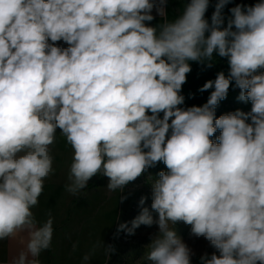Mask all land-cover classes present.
I'll return each mask as SVG.
<instances>
[{
  "label": "clouds",
  "instance_id": "9594fccd",
  "mask_svg": "<svg viewBox=\"0 0 264 264\" xmlns=\"http://www.w3.org/2000/svg\"><path fill=\"white\" fill-rule=\"evenodd\" d=\"M168 3L0 0V241L20 244L9 264H41L51 248L53 219L32 209L54 173L57 133L73 150V196L100 175L122 203L129 183L165 165L148 177L150 208L141 197L130 226L117 227L157 226L137 264H192L179 222L215 250L199 264H264V0L227 16L232 0H215L210 19V0H184L171 20ZM216 58L227 74L198 89L211 90L205 103L185 106L192 62ZM230 87L251 109L217 117ZM96 248L114 251L99 243L82 264Z\"/></svg>",
  "mask_w": 264,
  "mask_h": 264
},
{
  "label": "rangeland",
  "instance_id": "374dc122",
  "mask_svg": "<svg viewBox=\"0 0 264 264\" xmlns=\"http://www.w3.org/2000/svg\"><path fill=\"white\" fill-rule=\"evenodd\" d=\"M183 2L184 0H171L172 19L182 11ZM255 2L257 0H232V3L225 8V15H228V8L235 6L236 3L254 4ZM214 3L215 0H210L212 6L206 13V17L209 19L214 11ZM191 67V73L200 72V77L204 81L215 79L218 71H224L226 74L228 72V65L224 58H216L211 68H202L195 62H192ZM238 95L239 89L232 87L227 98L219 103L216 109L217 117L236 109L250 111L251 103L239 101ZM57 131L59 132V130ZM216 135H219V132ZM53 155L54 173L45 180L43 193L38 198L39 204L32 210L40 208L51 217H57L60 214L61 220L56 222L55 233L66 231L67 234H71L73 239L75 236L83 235L91 240V243L96 240L97 242L102 241L105 246L111 245L114 251L106 257L105 264H137L141 261L145 253V246L150 243L151 236L158 230L157 226L142 225L135 230L134 235H128L124 231L117 233V227L123 222H128L130 226V222L141 211L139 204L141 197H146L144 206L150 208L152 180L148 177L153 176L154 179L159 171H167L165 165L159 163L156 167L148 169L136 181L129 183L121 194L126 195L127 199L121 203L119 202L120 193L109 192L106 187L108 178L100 175L89 181L85 193L73 196L65 190L64 186L67 183L73 150L59 133H57V142L53 146ZM99 181H101V185H98ZM153 216L155 218L156 213H153ZM175 228L193 250L192 261H199L202 254L210 255L215 251L205 239L190 235L191 226L179 222ZM72 244L75 245L76 242L72 241ZM101 251H103L102 248Z\"/></svg>",
  "mask_w": 264,
  "mask_h": 264
},
{
  "label": "crops",
  "instance_id": "0c3cea01",
  "mask_svg": "<svg viewBox=\"0 0 264 264\" xmlns=\"http://www.w3.org/2000/svg\"><path fill=\"white\" fill-rule=\"evenodd\" d=\"M171 0L168 3V15L169 20L172 19L170 14ZM155 15V13H154ZM160 17L157 16L151 23L153 25L162 23ZM206 72V71H204ZM208 80V79H207ZM200 77V72L190 73L187 76V83L183 85L182 94L185 96V106H200L207 101V98L211 90L205 91L203 93L199 92L198 89L207 81ZM232 87H230L231 89ZM229 89V90H230ZM191 94V98L190 97ZM97 178V177H95ZM102 178V177H101ZM96 182V181H94ZM101 185V181L99 184ZM101 188V187H100ZM86 189L82 193H85ZM37 220L41 223L46 221L49 217L47 212L36 208L32 210ZM64 213V212H63ZM64 215V214H62ZM53 228L56 222L61 220L60 214L57 217H52ZM58 220V221H57ZM55 231V228H54ZM101 238V237H100ZM76 242V247H73L71 243ZM87 239L86 236H75L74 239L71 234H67L66 231H61L53 233L51 248L42 252L40 256L41 264H82V257L85 253L92 252V246L95 248L96 245L102 243V241L97 242ZM20 247L18 240H3L0 241V264H9L11 257L16 253ZM106 256L101 251V248H96L95 253L92 255L89 264H105ZM192 264H199V261H192Z\"/></svg>",
  "mask_w": 264,
  "mask_h": 264
}]
</instances>
